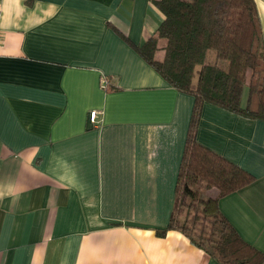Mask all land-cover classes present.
Wrapping results in <instances>:
<instances>
[{
    "label": "crops",
    "instance_id": "obj_1",
    "mask_svg": "<svg viewBox=\"0 0 264 264\" xmlns=\"http://www.w3.org/2000/svg\"><path fill=\"white\" fill-rule=\"evenodd\" d=\"M154 1L0 0V264H220L157 234L193 96L138 52L163 19ZM196 135L254 176L219 208L264 252V119L205 103Z\"/></svg>",
    "mask_w": 264,
    "mask_h": 264
},
{
    "label": "trees",
    "instance_id": "obj_2",
    "mask_svg": "<svg viewBox=\"0 0 264 264\" xmlns=\"http://www.w3.org/2000/svg\"><path fill=\"white\" fill-rule=\"evenodd\" d=\"M154 3L163 19L138 52L169 85L193 96L174 205L157 234L178 230L220 264H263L264 252L245 241L219 208L221 197L254 176L199 143L196 135L205 103L264 119V44L256 2ZM158 39L165 41L160 60L154 55Z\"/></svg>",
    "mask_w": 264,
    "mask_h": 264
},
{
    "label": "built area",
    "instance_id": "obj_3",
    "mask_svg": "<svg viewBox=\"0 0 264 264\" xmlns=\"http://www.w3.org/2000/svg\"><path fill=\"white\" fill-rule=\"evenodd\" d=\"M99 113V111L98 110H92L91 112H90V119H91V121L92 122H97V120H98V116H97V114Z\"/></svg>",
    "mask_w": 264,
    "mask_h": 264
},
{
    "label": "rangeland",
    "instance_id": "obj_4",
    "mask_svg": "<svg viewBox=\"0 0 264 264\" xmlns=\"http://www.w3.org/2000/svg\"><path fill=\"white\" fill-rule=\"evenodd\" d=\"M199 67H197V69H198Z\"/></svg>",
    "mask_w": 264,
    "mask_h": 264
}]
</instances>
